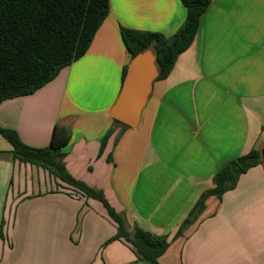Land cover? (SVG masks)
Masks as SVG:
<instances>
[{"label":"crops","instance_id":"1","mask_svg":"<svg viewBox=\"0 0 264 264\" xmlns=\"http://www.w3.org/2000/svg\"><path fill=\"white\" fill-rule=\"evenodd\" d=\"M110 7L86 55L34 94L3 102L0 126L34 147L50 144L56 124L67 127L69 173L102 191L129 225L168 236L160 264H264L263 164L222 201L210 197L175 239L214 175L264 146V0H211L194 43L155 82L139 126L126 130L111 116L131 61L121 27L169 37L187 11L181 0ZM13 151L0 135V264H152L110 241L117 225L101 202L16 164Z\"/></svg>","mask_w":264,"mask_h":264},{"label":"trees","instance_id":"2","mask_svg":"<svg viewBox=\"0 0 264 264\" xmlns=\"http://www.w3.org/2000/svg\"><path fill=\"white\" fill-rule=\"evenodd\" d=\"M181 1L187 11L186 19L172 36L121 27L131 60L150 45L158 52L161 75L157 81L170 75L180 55L194 43L201 18L211 5V0ZM110 9V0H0V105L9 99L34 94L56 79L64 68L84 57L110 15ZM128 66L124 67L123 80ZM114 124L123 130L130 127L116 120ZM111 132L104 137L100 154ZM0 135L12 144L16 164L41 168L58 185L70 189L71 194L101 202L117 225V233L110 241L125 243L140 260L160 264V258L170 247L168 236L129 225L102 191L69 173L64 147L71 141L72 132L67 127L56 124L52 140L46 147L30 146L16 130L2 126ZM261 164V150L257 147L229 161L214 175V187L201 194L175 239L183 237L201 219L210 197L222 201L226 193L237 187L242 175ZM0 240H4L3 223Z\"/></svg>","mask_w":264,"mask_h":264},{"label":"water","instance_id":"3","mask_svg":"<svg viewBox=\"0 0 264 264\" xmlns=\"http://www.w3.org/2000/svg\"><path fill=\"white\" fill-rule=\"evenodd\" d=\"M160 75L158 52L153 45L134 56L129 63L120 93L112 106L113 119L130 127L139 126L154 84ZM260 150L264 166V146Z\"/></svg>","mask_w":264,"mask_h":264}]
</instances>
